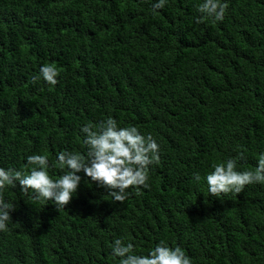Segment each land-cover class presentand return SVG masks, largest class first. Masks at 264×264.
I'll list each match as a JSON object with an SVG mask.
<instances>
[{
	"label": "trees",
	"instance_id": "1",
	"mask_svg": "<svg viewBox=\"0 0 264 264\" xmlns=\"http://www.w3.org/2000/svg\"><path fill=\"white\" fill-rule=\"evenodd\" d=\"M200 2L0 0V166L26 173L27 155L85 152L81 126L108 116L159 144L149 186L122 202L83 173L61 208L7 186L1 256L119 264L115 238L144 254L162 239L193 264H264V182L212 195L193 179L241 152L237 168L252 169L264 151V0H227L219 22H197ZM45 63L57 84L33 80Z\"/></svg>",
	"mask_w": 264,
	"mask_h": 264
},
{
	"label": "clouds",
	"instance_id": "2",
	"mask_svg": "<svg viewBox=\"0 0 264 264\" xmlns=\"http://www.w3.org/2000/svg\"><path fill=\"white\" fill-rule=\"evenodd\" d=\"M166 3L168 0H152L151 7L158 10ZM226 8L227 0H201L197 10L202 15L196 20L200 22L208 18L213 22L222 21ZM58 74L53 63H45L39 66V72L33 80L43 79L47 84L55 85ZM80 132L83 134L85 152L59 151L54 163L49 162L46 154L27 155L24 164L28 170L26 173L21 169L0 166V231L8 228L10 210L14 208L13 202L6 200L2 194L7 186L15 187L18 183L20 191L31 192L38 201H51L56 208L64 207L73 197L82 179L80 173L105 188L116 202H122L130 195V186H134L137 191L140 190L139 186H149V166L159 160V144L150 133L142 134L133 124L120 126L112 116L95 126L85 123ZM243 155L241 152L236 157L222 159L203 176L200 172H194L193 179L197 183L203 180L212 195L237 194L245 185L264 182V151L257 154L254 168L239 170L237 161ZM55 166L64 171L53 179L49 168ZM135 248L131 241L115 238L111 243V255L119 258V264H193L185 249L178 244L170 246L162 239L150 247L146 254L138 253ZM19 259L16 258L14 262L13 256L6 254L5 258L0 255V264H17Z\"/></svg>",
	"mask_w": 264,
	"mask_h": 264
}]
</instances>
